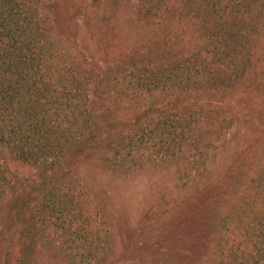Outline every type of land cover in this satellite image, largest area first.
<instances>
[{
  "label": "trees",
  "instance_id": "1",
  "mask_svg": "<svg viewBox=\"0 0 264 264\" xmlns=\"http://www.w3.org/2000/svg\"><path fill=\"white\" fill-rule=\"evenodd\" d=\"M138 5L141 20L165 32L166 51L164 56L160 52V66L133 52L118 67L112 79L121 113L117 118L112 108L110 117L99 116L90 98L103 83L94 84L58 50L46 11L53 0H0V203L7 200L4 187L10 184L2 172L7 154L26 166L42 167L104 130L124 146L120 158L133 162L172 148L197 150L225 124L220 118L225 112L215 101L222 104L228 94L247 93L249 77L264 61V0H141ZM186 27L190 40L181 54L173 46L175 37L168 35L181 36ZM162 97L171 98L170 103L149 105ZM143 102L148 104L143 107ZM147 117L152 123L141 125ZM100 121L103 125L95 128ZM239 175L249 188L239 189L236 201L223 211H214L212 264H264V169L257 176L242 164ZM45 188L22 202V215L24 210L32 214L30 222L17 213V221L27 224L22 240L32 242L33 228L60 232L85 263L93 264L101 244L97 209L77 188Z\"/></svg>",
  "mask_w": 264,
  "mask_h": 264
},
{
  "label": "rangeland",
  "instance_id": "2",
  "mask_svg": "<svg viewBox=\"0 0 264 264\" xmlns=\"http://www.w3.org/2000/svg\"><path fill=\"white\" fill-rule=\"evenodd\" d=\"M140 1L53 0L52 10H46L58 50L94 84L103 83L98 93L92 89L89 93L99 116L110 117V108L120 110L112 94V79L133 52L158 66L160 52L165 55V32L141 20ZM181 25L173 23V27ZM189 35L186 27L181 36L173 32L168 36L175 37L173 46L182 54ZM249 81L246 94H228L222 104L215 101L225 112L220 114L225 124L197 150L172 148L161 156L133 162L120 158L124 146L104 130L96 140L86 137L72 154L42 167L26 166L7 154L2 172L10 184L4 187L7 200L0 203V264H87L60 232L33 228L29 244L20 235L27 224L17 221L18 211L26 222L33 219L26 210L22 215L24 199L43 194V186L62 185L81 190L87 203L97 209L101 244L93 264L216 262L213 236L218 216L214 211H223V206L236 201L239 189L249 188L239 175L242 164L257 171V176L264 169V61ZM170 99L162 97L149 105L169 104ZM147 104L143 102V107ZM151 120L147 117L141 125L149 126ZM102 125L100 121L95 128ZM237 181L242 187H237Z\"/></svg>",
  "mask_w": 264,
  "mask_h": 264
}]
</instances>
